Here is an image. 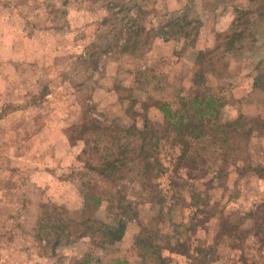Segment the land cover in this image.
Listing matches in <instances>:
<instances>
[{
    "label": "rangeland",
    "instance_id": "rangeland-1",
    "mask_svg": "<svg viewBox=\"0 0 264 264\" xmlns=\"http://www.w3.org/2000/svg\"><path fill=\"white\" fill-rule=\"evenodd\" d=\"M146 1L135 18L125 0H0V264H160L138 236L166 264H264V0ZM182 17L184 34L157 30ZM194 99L211 114L188 113ZM122 154L116 183L87 168ZM91 194L86 217L136 213L121 241H37L38 222L79 219Z\"/></svg>",
    "mask_w": 264,
    "mask_h": 264
},
{
    "label": "trees",
    "instance_id": "trees-1",
    "mask_svg": "<svg viewBox=\"0 0 264 264\" xmlns=\"http://www.w3.org/2000/svg\"><path fill=\"white\" fill-rule=\"evenodd\" d=\"M143 1V2H141ZM146 0H125V3H122L121 10L123 12H130L132 11L130 8L136 9L134 11L135 18L145 15V10L148 7V3ZM144 3V4H143ZM107 12L102 19V25L107 21V15H109V9L107 6ZM172 17V16H171ZM169 17L168 19H170ZM184 21L185 24L179 26L177 23ZM123 26V21L120 22ZM196 23L192 21L186 20L185 17L180 19L172 18V21H168L167 24H160L157 27V30L160 31L161 34L167 35L168 31H173L177 29L181 34H184V28L194 25ZM127 28V27H126ZM133 27L132 29H134ZM130 31V29H127ZM171 35V34H170ZM241 34L239 32H234L230 38V48L232 44L239 38ZM129 47V45H127ZM131 48L136 49L137 45L131 46ZM257 82H254V84ZM213 101L211 99L206 100L204 103L203 101L199 102L198 100L194 99L191 104H189L188 113L192 112V110L200 107V111L197 115L199 117L208 116L211 114L210 110L213 107ZM161 110L164 113L165 117L170 121L174 120V123L181 129L182 132H186L187 135H190V129L192 125V121L189 118L190 116H185V114L178 115L175 118V114L177 113L169 112L168 107L166 105L161 106ZM196 115V116H197ZM184 119H186V123H183ZM189 119V120H188ZM244 119V117L240 116L236 120L226 124L222 127V144L228 143L229 139H233L239 136V127H242L239 122ZM255 121H252V123ZM202 133V132H201ZM252 132L247 133V135H251ZM246 136V134H243ZM234 141V140H233ZM152 148V145H151ZM238 149V146L234 145L230 148V150L235 151ZM125 156L122 154V158L120 157H106L103 158L97 166H92L90 163L88 164V170L97 174V176L104 178L106 181L116 183L120 179V169L124 166ZM134 160V159H133ZM86 164V162H85ZM102 198L100 196H96L94 194L87 195L84 198V213L81 214L79 219L68 218L66 214L64 216H60L59 219L53 218L54 216H47L44 220L38 222L36 228V239L37 241L45 244L46 247L52 249V252L55 253V250L61 248L63 246H67L73 243H76L80 240H87L90 246L91 251L96 254V251L104 250L107 246H111L124 238V235L127 231V221L129 220V216H135L136 213L131 212V215H127L126 207L118 206L121 210V213L114 217L112 222H105L103 220L98 219L96 216H85V212L87 210L96 211L97 207L100 206ZM45 207V206H43ZM55 211H57V207H53ZM86 210V211H85ZM135 245L140 252V257H152L160 260V264H166L165 259L167 258L164 256H160L157 251V247L153 243L151 238H142L138 236L135 240Z\"/></svg>",
    "mask_w": 264,
    "mask_h": 264
}]
</instances>
